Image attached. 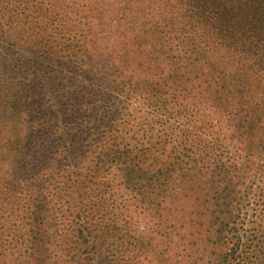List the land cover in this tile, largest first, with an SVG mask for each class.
<instances>
[{"label": "trees", "instance_id": "trees-1", "mask_svg": "<svg viewBox=\"0 0 264 264\" xmlns=\"http://www.w3.org/2000/svg\"><path fill=\"white\" fill-rule=\"evenodd\" d=\"M89 1L0 0V264H74L99 257L102 238L121 237L160 264H264V0H114L119 16H109L98 39L78 31L90 25L83 16ZM94 10L102 24L101 9ZM20 49L39 56L52 83L76 74L74 88H52L54 102L43 106L45 92L32 89L26 103L27 75L12 65ZM76 66L90 74L88 84ZM10 67L22 74L11 80ZM93 76L102 89H94ZM101 92L110 99L98 104L93 97ZM110 96L122 97V106ZM132 101L140 102L139 120L121 114ZM35 104L37 128L29 132ZM97 111L103 116L92 117ZM28 137L42 143V163L67 149H78L76 158L53 168L38 164L39 150L29 148L28 162ZM48 168L62 193L52 205L43 187ZM191 190L199 220L175 218L166 199ZM120 199L159 233L152 247L142 244ZM53 209L62 235L47 218ZM19 216L17 235L8 219ZM8 236L25 239L22 262L18 255L1 261Z\"/></svg>", "mask_w": 264, "mask_h": 264}, {"label": "rangeland", "instance_id": "rangeland-1", "mask_svg": "<svg viewBox=\"0 0 264 264\" xmlns=\"http://www.w3.org/2000/svg\"><path fill=\"white\" fill-rule=\"evenodd\" d=\"M113 2H114V0H108V1H106V0H90L89 3H87L86 6H84L85 9L83 8V10H85V15H83V16H85L87 18V20H89L90 25L85 24V25H80L78 27V31L81 32V34L80 33L79 34L82 36V38L98 39L100 37L105 36V33H106L105 30L107 29V27H108L107 25L109 24V22H108L109 16H112L113 19H116L115 15L119 16L118 7L116 4H111ZM96 8L101 9V15H103L102 16V24L99 23L98 21H96L90 15V14H95L96 11L94 9H96ZM24 10H25V15L29 16L28 18H26V21L31 20L30 19L31 15L28 13V11L26 9H24ZM78 20H80L79 17H78ZM101 30H104V31H101ZM15 38H24V36L19 35V36H15ZM80 44H81V42H80ZM22 45H25V44L22 43ZM17 51L18 50L16 49V46L14 48H12V52H17ZM19 51L21 53V57H19L16 60V62H12V65H14V64L16 66L21 65L22 68L20 70L22 72H24L25 75H27V81L23 80L22 81L23 84L21 85V88H22L23 94H24L23 95L24 101L26 103L27 102L30 103L28 96L31 94L32 89L41 88L45 92V97H44V100H43L42 105H41V106H43L44 104L54 102L53 101V94L51 92H49L50 90H52V88H53V91L58 90L59 87H61L62 85H64V90L69 86L71 88H74L75 81H74V79L70 80V78L76 76V74L72 73V74L68 75V73H67L66 76L63 74L60 78H57L54 83H52L51 81H49V79L51 77H50V74L47 73V69H46L47 66L42 65L40 63V61H39L40 58L37 54L34 55L33 53H30L29 51H22V49H20ZM89 60H90V64L94 68L93 69V73H94L95 70L98 69V67H96V65L93 64L92 58H90ZM83 70L84 69H79L78 66H76L77 75L81 74V79L83 80V82H86V84H88V80H90V79H88L90 74L88 72L81 73ZM17 72H20L19 69H16L15 67H12V68L10 67L9 71L7 73L8 75L6 77H10L11 80H14L15 77L17 78V75H16ZM64 72H66V71L64 70ZM22 77H23V75H22ZM32 79H34V82H32ZM91 79H93L94 89H97L98 86L100 87V89H102L99 76H93V78H91ZM98 91H100V90L98 89ZM110 97L112 99H117V100H111L110 102L119 103V101H121L120 103L122 106V103L124 100L122 97H119V98H115L113 96H110ZM71 98H72V96H67V98L65 100L70 101ZM77 99L81 100V97H79ZM85 99H87V98L85 97ZM93 99H94V101H97L96 103L100 104V103H105L106 101H109L110 98L106 97L105 95H102V92H101L100 94H98L96 96V98L93 97ZM0 100H1V95H0ZM20 100H21V97H20ZM98 101H100V102H98ZM138 103H140V102H138V101L130 102V106H129L130 108H128V111H125V112L122 111L123 113H121V114H126V113L130 114L131 113L133 115L132 116L133 121L139 120V118H138L139 114L137 113V111H139L138 109H139L140 104H138ZM98 107H99V110H102V107H100V106H98ZM108 109L109 108H107V110ZM37 111H38V108H37V105L35 104L32 107L30 113L27 114V116H26L27 122H28L27 130L29 132L32 130L36 131V128H37L36 124H37V118H38V112ZM26 112H25V114H26ZM104 112H106V111L104 110ZM207 112L208 111H201V112H198V114L203 113L204 115L207 116V118L210 119L211 113H207ZM25 114H24V116H25ZM102 114L103 113H101L100 111H97V114H96V112L91 113L92 117H96V118L102 117L103 116ZM0 115H1V113H0ZM125 120H126V117H125ZM128 120H130L129 117H128L127 121ZM113 121H114V119H113ZM121 121L122 120H120V122ZM110 122H112V121H110ZM104 125H105V123L100 125V126L103 127ZM211 136L215 137V134H212ZM190 137L193 138V136H190ZM173 138H176V137H173ZM201 138L209 141L208 139H210L211 137L206 135V136H202ZM25 144H26V146H25V150H24V159L27 160L28 162L32 161V159H28V156H29V152H28L29 150L28 149L29 148H31L33 151L39 150L38 154H37V158H39V159L41 158L43 153H45L43 151L42 143L40 142V140L37 137L26 138ZM67 150H63L62 152H52L51 158L55 159L56 161L55 160L54 161L45 160L42 163L41 159H40V160H38L39 161L38 164H51V166H53V168H55V166L52 164H60V166H62L63 164H65V165L69 164L67 162L65 163V159L67 158V160H70L71 158H76V156H73V154L76 153L74 151H77L78 149L70 150V151H67ZM20 163L25 164L22 161H20ZM22 164H18L17 166L21 167ZM80 165L90 167V164H80ZM18 169H20V168H18ZM53 170L54 169L48 168V169H45L44 171H42V175L45 177V179L48 180L47 182H43L44 183L43 187H44L45 195H48V197L52 199L51 203H50L51 205L57 196L62 195V193L59 191V189L57 187H55L58 184V182H55L54 187H53L50 183L54 180H52V178H49V179L47 178L48 176L53 177V175H54ZM0 176H1V173H0ZM66 179L68 180L67 174L63 178V182ZM62 185H65V187H67V189L70 192H73L72 190H74V188H75L74 184L71 186H68V182H67V184L65 183ZM120 193H121V191H120ZM183 193L187 195V197L184 199L176 193H174V194H176L178 198L175 201H172L170 199H166L165 208L166 209L170 208L171 214L173 213V215L177 219L178 218H180L182 220H185L187 218L198 219L197 217H195V214H197V212H199L200 209L197 207V204L194 202V199L196 197H198L197 196L198 193L194 192L193 190H191V193L185 192V191ZM12 194H13V190H11L9 196H11ZM199 194H201V193H199ZM122 196L124 197V199H127V197H125L123 194H122ZM3 197H6V196H0V198H3ZM130 200L132 201V199H130ZM16 201L20 204H26L25 201H22L20 199H17ZM123 201H124L123 199H120V202H121L120 208L122 210L121 212H126L129 215L132 214L133 220H136L138 222L137 224H135L136 227H138L137 232L143 234V235L141 234V237H140L142 244L144 246H146V249L148 248V246L152 247V244L155 243L153 238H157V235L159 233H156V231H152L153 228L151 225H149L147 218H145L143 216L134 217L133 216V209L129 206L123 207L122 206ZM57 214H58V212H56L53 209L49 214H47L48 215L47 218H50L52 230L55 233H58V234L60 233L62 235V233H61V228H62L61 226L62 225L59 224V219H58ZM171 214H169V215H171ZM4 216H6V215H4ZM69 219H70V217H66V219H64V220L67 222ZM8 220H10L9 222L14 225L13 228L17 229L16 234L17 235L21 234L24 229H21L18 227L22 223L20 216L17 218L8 219ZM7 238L8 239H6V240H2V242H4V244H3V247L1 248L2 255H3V258L1 259V261H3L4 258H6L8 260L11 257L12 258L17 257V255H18V260L22 262L24 260L23 257L26 255V244L24 242L25 239L24 238H20V239L18 238L17 239L16 237H13L11 242H10V236H8ZM59 238L57 237L58 242H59ZM119 239L121 240L120 242L113 243L111 240H109L107 238H104V240L102 238L99 242V248L101 251V255L99 257H97L96 254H93L90 257L85 258V259L75 258L74 264H140V263L141 264H160V262H156L154 259H152L147 254L146 255H138L135 252H133V250H131L130 245L128 244L130 242V240L128 238L121 237ZM62 240H63V238H62ZM62 240H61V242H63ZM96 241H98L97 238H96ZM97 243H96V245H97ZM61 247H62V245H59L56 248L60 249V251H59L60 253H63V252H61ZM154 258H156V257H154ZM157 258H160V257H157ZM67 264H68V262H67ZM166 264H172L171 259H169L166 262Z\"/></svg>", "mask_w": 264, "mask_h": 264}]
</instances>
